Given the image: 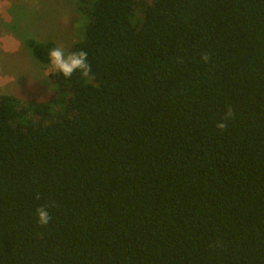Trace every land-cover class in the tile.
<instances>
[{"label":"trees","instance_id":"1","mask_svg":"<svg viewBox=\"0 0 264 264\" xmlns=\"http://www.w3.org/2000/svg\"><path fill=\"white\" fill-rule=\"evenodd\" d=\"M88 1L91 75L0 95V264H264V0Z\"/></svg>","mask_w":264,"mask_h":264},{"label":"rangeland","instance_id":"2","mask_svg":"<svg viewBox=\"0 0 264 264\" xmlns=\"http://www.w3.org/2000/svg\"><path fill=\"white\" fill-rule=\"evenodd\" d=\"M2 2L8 3L4 9L0 8V25L6 19L7 25H12L7 30L1 27L0 36L7 33V43L9 38H17L22 44L18 49L6 44L0 46V95L12 94L22 101L48 100L55 93L51 74L56 71L51 63H41L27 44H24L26 49L22 47L23 41L26 42L25 38L38 42L52 40L70 52L85 36L95 1L85 2L83 8L82 0H0V5ZM1 50L6 51L4 55ZM14 75L21 79L10 82Z\"/></svg>","mask_w":264,"mask_h":264},{"label":"clouds","instance_id":"3","mask_svg":"<svg viewBox=\"0 0 264 264\" xmlns=\"http://www.w3.org/2000/svg\"><path fill=\"white\" fill-rule=\"evenodd\" d=\"M87 55V52L84 50L66 52L64 48L59 45L49 50L51 67L66 79H70L76 72H79L84 77H89L91 75V66L88 63ZM203 59L207 61V55H205ZM233 116V111L229 109L224 118L225 122H219L217 127L224 130L227 127L226 121ZM35 217L37 223L44 227H46L52 219L50 211L43 205L36 208Z\"/></svg>","mask_w":264,"mask_h":264},{"label":"crops","instance_id":"4","mask_svg":"<svg viewBox=\"0 0 264 264\" xmlns=\"http://www.w3.org/2000/svg\"><path fill=\"white\" fill-rule=\"evenodd\" d=\"M3 4H1L0 5V8H2V9H4L5 8V6H7V3L8 2H2ZM10 3V2H9ZM12 24H10V25H7V19L0 25V30H1V32H3V29H4V27L6 28V30H7V27H10ZM1 27L3 28V29H1ZM2 39L0 40V46H1V48H3L4 46V44H6L7 46H12V47H15L16 46V49H18L20 46H21V41L20 40H18L17 38H16V36H15V38H16V40H14V39H10L9 38V40H8V43H7V33L5 34V33H1V36H0ZM28 38H25L24 40L26 41ZM24 44H27V42H25L24 43V41H23V46L22 47H24L25 49H26V45H24ZM1 52L3 53L2 55H4V52H6V51H4V50H1ZM41 68H43V67H41ZM21 79V77L20 76H18V75H14L13 77H11V80H10V82L12 81V82H14V81H17V80H20ZM10 82H7V83H10Z\"/></svg>","mask_w":264,"mask_h":264}]
</instances>
